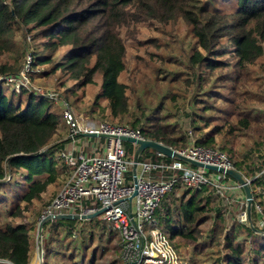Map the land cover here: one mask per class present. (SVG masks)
I'll return each mask as SVG.
<instances>
[{"label": "trees", "instance_id": "obj_1", "mask_svg": "<svg viewBox=\"0 0 264 264\" xmlns=\"http://www.w3.org/2000/svg\"><path fill=\"white\" fill-rule=\"evenodd\" d=\"M221 1L0 0V58L23 54L30 34L38 41L34 66H50L40 77L60 73L65 99L77 111L138 129L147 140L175 150L194 143L225 153L234 170L251 182V225L237 219L245 203L226 206L212 186L195 189L181 180L162 199L155 218L189 264H264V227L259 228L264 219V0H235L229 10ZM176 26L183 27L181 33L172 30ZM143 27L152 35L141 38ZM18 34L22 44L16 42ZM178 34L190 44L176 55L179 44L173 37ZM128 43L145 49V55L136 54L139 64L125 82ZM20 71L0 63V78ZM4 82L0 192L19 189L18 202L5 214L12 222L0 225V264H30L31 233L46 209L35 211L34 204L62 172L71 177L58 155L74 139L51 100L25 88L7 95ZM92 87L96 92L86 101ZM123 144L131 158L137 147ZM172 161L152 149L140 156V162ZM42 238V264H58L57 256L61 263L97 264L111 251L107 264L123 262L119 231L100 216L51 220Z\"/></svg>", "mask_w": 264, "mask_h": 264}, {"label": "built area", "instance_id": "obj_2", "mask_svg": "<svg viewBox=\"0 0 264 264\" xmlns=\"http://www.w3.org/2000/svg\"><path fill=\"white\" fill-rule=\"evenodd\" d=\"M33 53V50L27 53L26 63L16 77L0 78V81L15 84L20 91L32 88L31 77L39 71L34 66ZM39 95L51 101L59 100L53 92L41 91ZM62 114L73 139L93 141L90 145L93 153L88 156L75 147L59 153L58 158L72 170V174L65 187L47 206L42 218L61 214L90 215L104 210L100 217L119 231L123 264H189L188 259L171 246L155 218L162 199L173 190L178 180L195 189L212 186L226 206L237 201L246 204V198L241 200L242 187L229 179L225 172L194 168L177 158H173L171 163L139 160L138 194L129 200L135 190V154L129 158L120 138L146 140L143 133L127 126L82 121L68 108ZM105 135L110 138H104ZM176 151L203 164L234 169L229 157L219 150L192 143ZM261 173L264 174V163ZM258 210L261 212L259 206ZM237 219L241 223L252 224L246 209L238 213ZM262 227L264 219L259 225V228ZM40 254L42 259V249Z\"/></svg>", "mask_w": 264, "mask_h": 264}, {"label": "rangeland", "instance_id": "obj_3", "mask_svg": "<svg viewBox=\"0 0 264 264\" xmlns=\"http://www.w3.org/2000/svg\"><path fill=\"white\" fill-rule=\"evenodd\" d=\"M226 3H227V5H226L227 9L226 10H229L230 8L235 6L236 1L235 0H226ZM219 6L220 7L224 6L222 1L219 2ZM172 30H175V31L181 33L183 30V27L181 26V28H180V27L176 26ZM142 32H143V34L141 35V38H146V37L152 35L151 33L148 32V28H146V27L142 28ZM29 38H31V40ZM167 38H168V36H167ZM173 40L175 42H178V44H179L178 47L176 46L177 48H179V49H177L178 51L176 52V55L181 53L180 52L181 47L186 46V48L188 49L189 44H190V40L184 39L183 35L178 34V36L173 37ZM20 41H21V39H20V36L18 34V36L16 37V42H18L19 44H22L23 42L22 41L20 42ZM25 42L24 43L26 45V48H25L23 54H21L19 56L16 53L4 54L0 58V63H9L11 65L13 64L16 67L19 66L22 70V68L24 67V65L26 63L27 53L30 50L36 51V43L38 41L35 43L32 39V36L30 34H27ZM128 47H129L128 71H127V73H125L121 77V80L125 81V82H129L128 79H129L130 74L133 75L137 65L139 64V62L137 63L136 54L145 55V49L137 50L135 47H132L130 43H128ZM150 50L154 51L155 49L150 47ZM142 63H145V61H143ZM147 63H149V62H147ZM43 68L49 69L50 66L47 65V66L39 67L38 68L39 71H37V73H35L31 77L32 88L26 89V90H28V91L32 90V91L36 92L37 94H39L41 91L45 92V93L46 92L56 93L59 97V100L58 101H52L54 104L53 105L54 111L59 110L61 113H63L64 109L68 108L76 115V117L81 118L82 121L92 120L95 122H99V120L91 118L88 114L85 113L84 110L80 111V112L77 111L75 109V106H71L69 104V102L65 99V96L63 94L64 88H62V86L60 87L61 82H63V80H64V77H62L60 73L53 74L50 76L40 77V74L43 71ZM14 85L15 84H9V83L4 82L3 87L5 89V94L13 95L14 94L13 92H15L17 95L20 92V90L17 89ZM95 92H96L95 87L90 88L87 91L86 101H89L90 100L89 98H92L93 95L95 94ZM101 123H103V122H101ZM108 124H110V123H108ZM112 125H115V124H112ZM124 147L126 149L125 144H124ZM58 168H60L59 172H61L62 166L59 165ZM69 179H70V176H68V175H66V173L62 172L60 174V176L58 177L57 183L53 184L49 187L48 191L43 195L42 201L35 202L33 209L36 211V210L42 209V207H43V209L47 208V206L53 202V200L57 197V195L60 193V191L65 187V185L68 183ZM18 189L19 188H17V187L13 188V187L9 186V187L4 188L0 192V225L1 226L2 225L5 226V224H7V222H12L11 220L6 219L5 214L13 204L18 202L14 198L15 192ZM4 194L6 197L3 200H1V196ZM31 214H32L31 212L28 213V217H27V218H29L28 220H32ZM31 238L34 241V248L32 250V257H31V263L30 264H42L43 258L41 259L39 247L41 246L40 248L42 249V252H43V241H42L43 238L39 239L38 229H37V231H34L31 233ZM111 252H109L108 255H106V257L104 259H101L100 262L97 264H107V262L114 257V253H111ZM55 259H56V262H58V264H72L70 261H67V263H64V262L61 263L62 259L59 256L55 257ZM122 264H123V262H122Z\"/></svg>", "mask_w": 264, "mask_h": 264}, {"label": "water", "instance_id": "obj_4", "mask_svg": "<svg viewBox=\"0 0 264 264\" xmlns=\"http://www.w3.org/2000/svg\"><path fill=\"white\" fill-rule=\"evenodd\" d=\"M103 137L104 138H110V136H108V135H105ZM120 139L124 142H130L137 147V150H136L135 156H134V167H133L134 189L135 190H134L132 197H130L129 200H132L138 194L137 171H138V164H139L140 156L146 149H152L156 153H160V154H162L166 157H169V158H177L179 160L188 162V163H190V164H192L198 168H201V169H207L210 171H217L220 173L225 172L228 176H230L231 178L236 180L237 183L244 190L245 198H246V212H247L248 217L251 219V211H252V203H253V195H252V191H251V187H250L251 182L244 179V177L240 173H238L236 170H234V169L225 170L223 168H219L216 166L207 165V164H203V163L198 162V161L191 160L185 156H182L175 149L168 147L162 143L153 141V140H147V139L146 140H136L134 138H128V137H121ZM103 212H104V210H100L99 212H97L95 214H90V215L61 214V215H57L54 217L47 216L45 218H42L39 225H38L39 239L42 238V230H43L44 224L51 221V220H54V219L90 220V219H93L97 216H100ZM39 250L41 252V248Z\"/></svg>", "mask_w": 264, "mask_h": 264}, {"label": "crops", "instance_id": "obj_5", "mask_svg": "<svg viewBox=\"0 0 264 264\" xmlns=\"http://www.w3.org/2000/svg\"><path fill=\"white\" fill-rule=\"evenodd\" d=\"M85 142V143H84ZM93 141L87 140V139H78V140H73L71 143L68 145L67 149L71 148H77L80 152H83L84 154L92 155L93 150L91 148V144ZM241 194V193H240Z\"/></svg>", "mask_w": 264, "mask_h": 264}]
</instances>
